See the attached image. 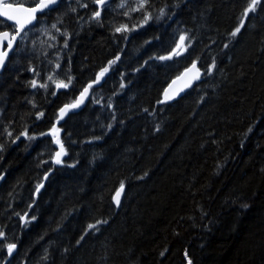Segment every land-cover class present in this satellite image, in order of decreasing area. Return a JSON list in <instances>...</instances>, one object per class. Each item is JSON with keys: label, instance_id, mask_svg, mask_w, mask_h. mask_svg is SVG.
<instances>
[{"label": "trees", "instance_id": "trees-1", "mask_svg": "<svg viewBox=\"0 0 264 264\" xmlns=\"http://www.w3.org/2000/svg\"><path fill=\"white\" fill-rule=\"evenodd\" d=\"M252 3L61 0L39 16L0 73V264H264V0ZM195 62L201 80L163 101ZM101 73L56 140L61 108Z\"/></svg>", "mask_w": 264, "mask_h": 264}, {"label": "water", "instance_id": "water-1", "mask_svg": "<svg viewBox=\"0 0 264 264\" xmlns=\"http://www.w3.org/2000/svg\"><path fill=\"white\" fill-rule=\"evenodd\" d=\"M61 0H57V2L55 4H50L48 8L43 9L42 11H38L35 13V19L30 23V24H26L25 25V31L27 29H29L31 26L35 25L39 16L44 14L46 11L52 9L55 5H57ZM3 3H12L14 8H31V7H36L37 4L40 3V1L33 6H28L22 3H14L11 0H3ZM100 6H102L103 4H99ZM17 15H20L21 17L27 15L26 13H16ZM0 19L2 20H6L12 24H15V21H11V20H7L6 17L0 16ZM15 27L17 29H19V25H15ZM3 32H8L9 33V39L11 38V36L16 35V33H12L11 31L5 30V31H1L0 33ZM24 32L21 33L20 36L16 37V40L12 41V47L9 48L8 47V40L5 39L3 41H0V54L3 53H7V55L3 56V64H0V73L4 70L8 58L10 57L11 53L15 50L21 36L23 35ZM193 64L196 65L195 68H193ZM191 65H189L187 68H185L176 78H174L169 84L168 86L165 88L164 90V99L163 101H173L176 100L178 98H180L181 96H183L187 91H189L199 80H201L202 76H203V70L200 67V65L195 62ZM198 76V78H197ZM99 80H96L94 82H91L89 85H91V87H89V85L86 86L85 89H88V91L85 93V89L80 93V95L77 97V100L74 103H69L64 105L61 109H64V112L61 113L60 110V119L58 120V122L55 124L54 126V130L52 132V135L56 136V140H58L59 136H60V130H59V125L63 122V120L68 116L69 113L71 112H79L81 111L86 104L89 102L90 97H91V92H92V88L98 86L101 82H103V80L106 78V74L103 73V75H99ZM83 94V95H82ZM79 101V103L77 104V102ZM72 105H77L76 107H72ZM59 152H61V149L59 150ZM59 159V162H57V160ZM63 159V151L60 155L59 158H56L55 160V164L58 165ZM51 174V171L45 176V181L47 180V178L49 177V175ZM5 174L0 176V187L5 179ZM44 183L41 184V186L39 187L38 192L41 191V189L44 186ZM124 190L125 188L123 187L122 189L120 188L117 192L120 193L118 199H119V204H117V193L115 194L114 197V201L115 204L117 206H119L122 203L123 200V195H124ZM16 247L12 250V253L9 254V257L12 256V254L15 252Z\"/></svg>", "mask_w": 264, "mask_h": 264}, {"label": "snow or ice", "instance_id": "snow-or-ice-1", "mask_svg": "<svg viewBox=\"0 0 264 264\" xmlns=\"http://www.w3.org/2000/svg\"><path fill=\"white\" fill-rule=\"evenodd\" d=\"M16 3H22V0H15ZM29 2L31 3H35V0H29ZM57 2V0H40V3L36 5V7H31V8H14L12 3H3V0H0V16L6 17L7 20H11V21H15V24L12 25L11 27L13 28V31L16 33V35L11 36V38L9 39V33L8 32H3L0 33V41H3L5 39L8 40V47L11 48L12 47V41L16 40L17 36H20L22 32H24V34L26 35V31H25V25L26 24H30L34 19H35V13L38 11H42L43 9H46L49 7L50 4H55ZM96 2L98 4H104L105 0H96ZM256 0H253L252 3V7L255 6ZM144 5L141 4V7H143ZM163 11V10H161ZM16 13H26L27 15L21 17L20 15H17ZM150 15V14H149ZM95 17H99L100 16V12L97 11L94 13ZM5 21H0V24H4ZM15 25H19V29H17L15 27ZM53 28L56 27V25L52 26ZM31 29H28V31H30ZM118 32L121 31L120 28L116 29ZM240 31L239 28L236 29L235 32L232 33L233 36L236 35V33H238ZM23 38V37H21ZM183 39V37L181 38ZM7 55V53H3L0 54V64H3V56ZM214 66V65H213ZM196 65L193 64V68H195ZM105 71H107V69H105ZM210 71V69H209ZM101 75H103V73H101ZM198 78V76H197ZM49 79H51V77H49ZM97 80H99V77H97ZM33 86H35V81H33ZM44 86V85H42ZM58 88L59 87H67V84H64L62 81L59 82L56 85ZM89 87H91V85H89ZM85 93L88 91V89L84 90ZM83 95V94H82ZM79 103V101L77 102V104ZM77 105H72V107H76ZM64 112V109H61V113ZM63 151V146L61 145V152H57L56 156L57 158L60 157L61 153ZM57 162H59V159L57 160ZM123 188V185H121V189ZM39 189H37L38 191ZM120 193L117 192V204H119V197ZM106 223V221H104ZM97 223H101L100 221H98ZM90 228L95 227V225H90ZM3 234L0 233V236H2ZM81 239H83V237H81ZM16 247L15 244H9L8 245V252L9 254L12 253V250ZM189 264H191V261H189Z\"/></svg>", "mask_w": 264, "mask_h": 264}, {"label": "rangeland", "instance_id": "rangeland-1", "mask_svg": "<svg viewBox=\"0 0 264 264\" xmlns=\"http://www.w3.org/2000/svg\"><path fill=\"white\" fill-rule=\"evenodd\" d=\"M64 84H66V83H64Z\"/></svg>", "mask_w": 264, "mask_h": 264}, {"label": "bare ground", "instance_id": "bare-ground-1", "mask_svg": "<svg viewBox=\"0 0 264 264\" xmlns=\"http://www.w3.org/2000/svg\"><path fill=\"white\" fill-rule=\"evenodd\" d=\"M98 5V4H97Z\"/></svg>", "mask_w": 264, "mask_h": 264}]
</instances>
